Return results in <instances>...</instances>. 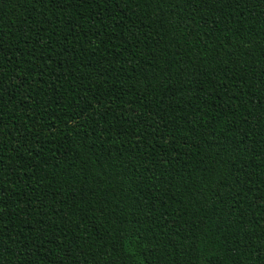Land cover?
Listing matches in <instances>:
<instances>
[{"label":"trees","instance_id":"16d2710c","mask_svg":"<svg viewBox=\"0 0 264 264\" xmlns=\"http://www.w3.org/2000/svg\"><path fill=\"white\" fill-rule=\"evenodd\" d=\"M0 264H264V0H0Z\"/></svg>","mask_w":264,"mask_h":264}]
</instances>
